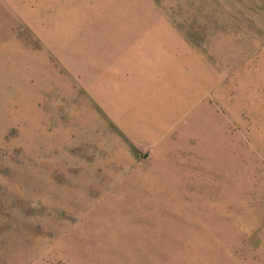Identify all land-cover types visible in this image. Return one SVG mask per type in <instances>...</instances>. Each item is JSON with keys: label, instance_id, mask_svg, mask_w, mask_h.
<instances>
[{"label": "rangeland", "instance_id": "rangeland-1", "mask_svg": "<svg viewBox=\"0 0 264 264\" xmlns=\"http://www.w3.org/2000/svg\"><path fill=\"white\" fill-rule=\"evenodd\" d=\"M248 133L264 0H0V264H264Z\"/></svg>", "mask_w": 264, "mask_h": 264}, {"label": "crops", "instance_id": "crops-1", "mask_svg": "<svg viewBox=\"0 0 264 264\" xmlns=\"http://www.w3.org/2000/svg\"><path fill=\"white\" fill-rule=\"evenodd\" d=\"M263 118V117H262ZM244 138V136H243ZM252 139L254 143H245L243 146L239 143V148L237 150V156L234 159H229L227 156L229 155V151L226 152L224 157L225 160L229 163H234L238 168L237 177L240 179L239 182H243L244 184L253 185L248 186L249 192L254 193H264V145L259 146L257 144V140L254 139L249 133L245 135L244 141H250ZM257 199L264 200L263 195L255 196ZM258 212L256 210L253 213H257L264 216V206L261 204L257 207ZM264 219V217H263ZM255 239L258 242H254V244L247 245L248 256L258 257L255 260L257 263H264V220L260 222V229L257 232L255 229Z\"/></svg>", "mask_w": 264, "mask_h": 264}]
</instances>
